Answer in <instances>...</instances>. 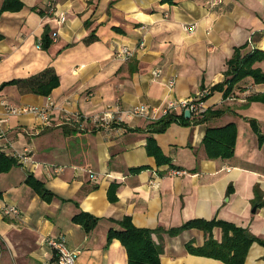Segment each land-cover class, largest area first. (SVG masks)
<instances>
[{
	"label": "crops",
	"instance_id": "1",
	"mask_svg": "<svg viewBox=\"0 0 264 264\" xmlns=\"http://www.w3.org/2000/svg\"><path fill=\"white\" fill-rule=\"evenodd\" d=\"M20 1L24 7L11 12L2 11L5 0H0V87L47 69L60 85L47 97L23 85L0 89V119L6 114L3 102L55 105L49 124L27 115L10 116L0 126V150L10 157L29 152L32 158L0 172V264H58L47 244L50 238L64 239L78 254L77 264H128L121 242H108L109 231L120 229L117 222L125 217L138 228L166 231L191 220H222L264 241V203L256 198L259 189L264 202V147L249 123L255 119L264 129V104L247 102L264 93V84L247 78L227 98L223 92L210 93L204 111L223 110L221 117L195 124L199 116L191 115L190 126L173 123L163 134L132 131L152 121L126 113L120 121L126 127L94 122L109 110L162 108L166 101L195 98L223 82L236 48L245 47L242 54L253 48L264 52V0H223L215 9L209 0ZM50 4L65 13L63 25L49 16ZM188 25L195 31H187ZM47 26L52 43L45 49ZM123 47L134 52L133 58L116 56ZM254 67L264 72V60ZM156 68L163 70L160 80H154ZM170 79L176 81L173 90L166 86ZM63 109L82 119L67 122ZM231 123L238 132L234 157L209 159L203 147L207 128ZM150 136L172 164L158 167L148 155ZM141 167L146 169L131 172ZM174 169L188 174L171 176ZM88 170L99 180H91ZM30 174L51 199L27 184ZM112 184L118 187L116 202L108 197ZM10 207L19 215L7 214ZM81 212L98 219L89 232L73 220ZM213 235L222 240L221 229ZM154 239L163 249L161 264H224L188 250V244L201 248L206 242L198 229L175 236L161 232ZM245 264H264V246L254 243Z\"/></svg>",
	"mask_w": 264,
	"mask_h": 264
},
{
	"label": "trees",
	"instance_id": "2",
	"mask_svg": "<svg viewBox=\"0 0 264 264\" xmlns=\"http://www.w3.org/2000/svg\"><path fill=\"white\" fill-rule=\"evenodd\" d=\"M23 7L24 5L20 0H5L2 11L16 12L20 11ZM39 13L43 16L45 12L40 11ZM50 32L51 31L47 26L42 44L45 49L49 48L52 43ZM2 39L3 36L0 35V41ZM93 39V36H91L88 41L91 42ZM244 48L241 47L235 49L232 58L227 61L228 68L224 73V81L213 86L210 89L211 93L223 92L224 97L227 98L232 95L239 87L240 83L247 78H251L255 84H264V72L261 69L254 67L257 62L264 60V52L253 48L247 54H242V50ZM8 85H23L28 87L31 92L47 97L51 95L54 89L59 87L60 80L52 69H47L39 76L33 77L30 80H14L4 83L0 89ZM210 96L211 94L205 97L203 101L206 102ZM247 102H260L264 104V93L248 97ZM223 114V110L207 109L203 112L202 116L200 114L198 115L199 118L194 120L192 118H186L185 112L180 116L169 114L152 122L146 129H133L132 131L146 132L150 135L163 134L173 123H179L184 127H188L191 125L192 120L195 124H204L211 119L221 117ZM249 123L252 130L258 136L260 146L264 147V129L262 130L260 128L259 123L255 119H250ZM111 126L126 127L122 123H114ZM237 133L236 125L232 123L220 128H207L203 139V147L206 151L207 157L211 160H226L233 158L236 149ZM146 148L148 155L156 160L158 167L172 164L171 158L163 153L153 136L148 138ZM19 165L20 164L17 159L13 156H7L0 150L1 173L7 172L11 168ZM144 169L146 168H134L131 169V172L135 173ZM27 184L32 187L43 199H51V193L45 188L41 181L34 177L33 174L28 176ZM117 188V185H111L108 192L110 202H116ZM230 193L231 188L228 190V194ZM256 198L258 202H260L259 204L264 203L262 202V195L260 194L259 189H256ZM73 220L88 232L94 229L98 223L97 218L84 212L76 215ZM117 224L120 226V229H112L109 231L108 242H111L114 239L121 242L127 251L128 264H161L160 257L163 249L162 246L154 239V235L161 232H167L172 236L189 229H198L204 232L206 236L204 246L201 248H193L192 245L188 244V250L192 254L212 258L221 261L224 264H245L249 250L254 243L264 246V241L257 238L248 229L238 227L227 221L216 219L211 221L201 219L191 220L179 228L170 229L168 231L161 228L155 230L138 228L132 223V220L129 217H125L123 220L117 222ZM215 228H219L222 231V240L220 242L214 239L213 231Z\"/></svg>",
	"mask_w": 264,
	"mask_h": 264
},
{
	"label": "built area",
	"instance_id": "3",
	"mask_svg": "<svg viewBox=\"0 0 264 264\" xmlns=\"http://www.w3.org/2000/svg\"><path fill=\"white\" fill-rule=\"evenodd\" d=\"M222 3L223 0H209L208 5L211 9H215L221 6ZM48 13L49 16H51L52 19L56 21V23L59 26L65 23L66 21L65 13L56 11L54 6L51 4ZM185 29L189 32H194L196 26L188 25L185 27ZM116 56L126 61L134 56V52L128 47H123L116 51ZM152 74L154 80H160L163 75V70L160 68H156L153 70ZM175 84L176 81L174 79H170L169 81H167L166 86L169 90H173ZM209 94L210 93L208 90H202L195 98H191L188 100L171 99L169 101H166L164 107L162 108L142 105V106H134L131 109H129L127 112H113L109 110L105 112L102 116L96 117L94 122L120 123V121L122 120V115H124L125 113L131 118H136V117L144 118L151 120L152 122L157 121L161 117L169 115L176 111H181L182 113H184L185 111L188 110L191 112V115L197 116L204 112L203 99L207 97ZM2 104L4 105L8 116L20 117V116L31 115L41 120L44 124H47L50 121V119H52L55 108V105L53 103H50L48 106L44 108H39L33 105H23L17 107V106L9 105L6 102H3ZM61 112L64 113V116L66 117L65 120L67 122L79 121L82 119V115L79 113L71 114L67 111V109H63ZM13 157L17 159L18 163L21 165L32 162V158L29 155V152L16 154ZM87 173L90 179L93 181H98L100 178V176L94 173L92 170H88ZM170 174L171 176L178 177V176L187 175L188 172L185 170L174 169L170 172ZM6 213L17 216L19 215V210L16 207H10L6 209ZM47 244L54 251L58 264H77L78 254L68 247L64 239L50 238L48 239Z\"/></svg>",
	"mask_w": 264,
	"mask_h": 264
},
{
	"label": "rangeland",
	"instance_id": "4",
	"mask_svg": "<svg viewBox=\"0 0 264 264\" xmlns=\"http://www.w3.org/2000/svg\"><path fill=\"white\" fill-rule=\"evenodd\" d=\"M133 58V57H132ZM209 91V93H211V90H208ZM210 95V94H209ZM44 108V107H43ZM203 114V113H202ZM202 114H201V116H202ZM198 116V115H197ZM10 116H8V114H7V112H6V114H5V118H3V119H0V126L2 125V124H4V123H6L7 121H8V118H9ZM51 121H52V119H50V121L47 123V124H49V123H51Z\"/></svg>",
	"mask_w": 264,
	"mask_h": 264
},
{
	"label": "water",
	"instance_id": "5",
	"mask_svg": "<svg viewBox=\"0 0 264 264\" xmlns=\"http://www.w3.org/2000/svg\"><path fill=\"white\" fill-rule=\"evenodd\" d=\"M190 116H191V112L190 111H185V117L186 118H190ZM255 210H256V208H255Z\"/></svg>",
	"mask_w": 264,
	"mask_h": 264
}]
</instances>
